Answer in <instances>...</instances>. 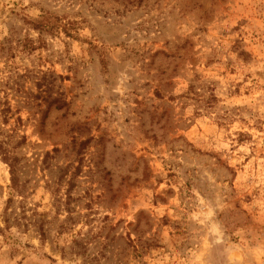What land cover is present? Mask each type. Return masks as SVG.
Listing matches in <instances>:
<instances>
[{
    "label": "rangeland",
    "instance_id": "rangeland-1",
    "mask_svg": "<svg viewBox=\"0 0 264 264\" xmlns=\"http://www.w3.org/2000/svg\"><path fill=\"white\" fill-rule=\"evenodd\" d=\"M0 264H264V0H0Z\"/></svg>",
    "mask_w": 264,
    "mask_h": 264
},
{
    "label": "trees",
    "instance_id": "trees-1",
    "mask_svg": "<svg viewBox=\"0 0 264 264\" xmlns=\"http://www.w3.org/2000/svg\"><path fill=\"white\" fill-rule=\"evenodd\" d=\"M49 22H51V21H50L49 15H47V14L42 16V18L40 20H38V24L41 25V26H47V24ZM7 121H8V119H6V122ZM26 140H27V138L25 136H23L21 143L25 142ZM4 158L7 159V161L11 165V168H12V171H13L12 175L14 176V179H12V180H13V183H14V186H15L16 185V179H15V169H14L15 168V164H14V162H16L17 156L12 154V153L5 152L4 153Z\"/></svg>",
    "mask_w": 264,
    "mask_h": 264
}]
</instances>
